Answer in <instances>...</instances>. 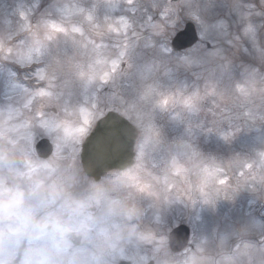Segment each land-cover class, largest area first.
<instances>
[{"label":"rangeland","instance_id":"374dc122","mask_svg":"<svg viewBox=\"0 0 264 264\" xmlns=\"http://www.w3.org/2000/svg\"><path fill=\"white\" fill-rule=\"evenodd\" d=\"M182 4L0 0V264H264V0ZM187 19L202 43L176 57ZM95 110L143 131L136 166L94 184Z\"/></svg>","mask_w":264,"mask_h":264},{"label":"water","instance_id":"95a60500","mask_svg":"<svg viewBox=\"0 0 264 264\" xmlns=\"http://www.w3.org/2000/svg\"><path fill=\"white\" fill-rule=\"evenodd\" d=\"M198 34L192 22L172 39V46L182 50L193 46L198 41ZM137 133L135 127L116 112H109L97 124L94 131L83 144L81 153L84 171L90 177L99 180L111 170H123L134 162ZM41 157L52 154L53 146L49 140L43 139L37 145ZM190 240V229L180 225L169 234L171 249L175 252L184 250ZM23 248L20 250L22 252ZM119 264H131L122 261ZM149 264H154L151 261Z\"/></svg>","mask_w":264,"mask_h":264},{"label":"flooded vegetation","instance_id":"af4514ba","mask_svg":"<svg viewBox=\"0 0 264 264\" xmlns=\"http://www.w3.org/2000/svg\"><path fill=\"white\" fill-rule=\"evenodd\" d=\"M162 2L167 6V8L168 7H172V9L174 8V7H179V8H181V6L183 5L182 4V0H162ZM159 3V2H158ZM175 9V8H174ZM201 43H202V41H200ZM199 43V42H198ZM197 45V44H196ZM206 47H207V45H206ZM211 48H213V46H211V45H208V51L211 49ZM40 69V68H39ZM108 88V87H107ZM42 105H44V103L42 104ZM122 114V113H121ZM126 118H128L129 119V121L132 123V124H134L135 126H136V128H137V132H141V131H143L142 130V128L140 127V125L138 124V120H137V118L136 119H134L132 116L130 117V116H127V115H124ZM102 117V116H101ZM101 117H99L98 116V114L97 113H95L92 117H91V121H90V123H89V127H88V134L94 129V127H95V125H96V123L98 122V120L101 118ZM139 119V118H138ZM86 130V129H85ZM81 131V130H80ZM163 132V134H165V133H173V134H176L178 131L175 129V127H172L171 128V132H169V131H165V130H163L162 131ZM81 146V145H80ZM77 148H79V145L77 146ZM137 164V163H136ZM85 179H89V180H92V182L95 184L96 183V181L94 180V179H92V178H89V177H86V178H84V181H85ZM77 185H79V189L75 186L74 187V189H75V193H76V195L77 194H82V193H84V192H86V191H88V189H89V187L87 188V187H83V189L80 187L81 185L80 184H77ZM107 261H112V260H109L108 258H107ZM150 261H152L151 259H150ZM156 261V260H155Z\"/></svg>","mask_w":264,"mask_h":264},{"label":"snow or ice","instance_id":"6c2138e0","mask_svg":"<svg viewBox=\"0 0 264 264\" xmlns=\"http://www.w3.org/2000/svg\"><path fill=\"white\" fill-rule=\"evenodd\" d=\"M130 2H131V0H130ZM168 103H169L168 100H164V101H163V104H164V105H167ZM85 122L87 123L88 121L86 120ZM81 131H83V129H81ZM222 183H223V181H222Z\"/></svg>","mask_w":264,"mask_h":264}]
</instances>
